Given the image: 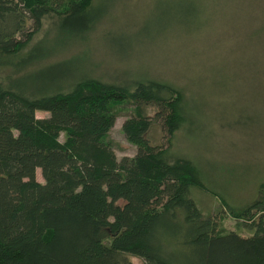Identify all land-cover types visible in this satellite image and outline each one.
Masks as SVG:
<instances>
[{
	"label": "trees",
	"instance_id": "trees-1",
	"mask_svg": "<svg viewBox=\"0 0 264 264\" xmlns=\"http://www.w3.org/2000/svg\"><path fill=\"white\" fill-rule=\"evenodd\" d=\"M93 2L0 0V72L55 51L40 40L23 54L48 16L58 36L84 37L100 18ZM71 73L67 59L0 75V264H264V182L262 195L231 211L250 221V235L221 230L191 197L203 186L197 166L170 151L187 121L179 89ZM123 103L133 107L122 127L137 151L118 159L105 138ZM153 119L167 147L147 137Z\"/></svg>",
	"mask_w": 264,
	"mask_h": 264
},
{
	"label": "rangeland",
	"instance_id": "rangeland-1",
	"mask_svg": "<svg viewBox=\"0 0 264 264\" xmlns=\"http://www.w3.org/2000/svg\"><path fill=\"white\" fill-rule=\"evenodd\" d=\"M93 4L100 18L84 37L58 36L56 17L48 16L23 54L40 40L49 41L55 51L21 72L3 68L1 77H18L68 59L73 74L103 82L125 84L147 78L173 84L188 110L170 151L197 166L203 186L191 190L192 199L205 215L217 219L221 230L252 234L250 221L231 211H242L262 195L264 0H94ZM146 111L153 116L156 108L148 106ZM115 112L105 140L118 159L133 157L137 148L122 127L133 107L119 104ZM48 116L37 112L39 118ZM164 136L162 122L153 119L147 137L167 147ZM64 139L61 134L60 140ZM37 178L44 182L40 169ZM131 261L144 264L134 256Z\"/></svg>",
	"mask_w": 264,
	"mask_h": 264
}]
</instances>
